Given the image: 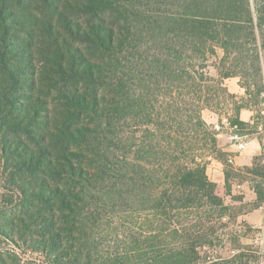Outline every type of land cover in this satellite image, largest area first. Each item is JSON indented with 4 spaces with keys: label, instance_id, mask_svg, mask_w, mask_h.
<instances>
[{
    "label": "trees",
    "instance_id": "1",
    "mask_svg": "<svg viewBox=\"0 0 264 264\" xmlns=\"http://www.w3.org/2000/svg\"><path fill=\"white\" fill-rule=\"evenodd\" d=\"M229 79L242 131L264 90V0H0V247L41 264H247L240 249L211 260L222 190L244 173L264 201L260 163L223 161L224 187L207 175L224 154L201 114L234 98ZM174 93L182 111L155 115Z\"/></svg>",
    "mask_w": 264,
    "mask_h": 264
},
{
    "label": "rangeland",
    "instance_id": "2",
    "mask_svg": "<svg viewBox=\"0 0 264 264\" xmlns=\"http://www.w3.org/2000/svg\"><path fill=\"white\" fill-rule=\"evenodd\" d=\"M235 81H225L224 82V87L226 88V91L228 94L234 96L233 99H229L227 97H221L220 99L213 105V107L208 111L204 110L202 111V119L206 122L207 125H212L222 118H231L234 116V111L236 105L239 104L241 101V96L240 94L235 93L234 91L236 90L235 86ZM238 90V89H237ZM206 98V94L203 96ZM181 100H184V98H181L180 95L177 96V94H173L171 97H167L164 99V97L160 98L159 101L157 102L155 106V115L160 114V117L168 120L169 119V112L170 111H176V112H181L182 107H183V102ZM260 110L261 107L255 106L252 107V116L250 118V121L245 122L248 124V127L242 131H239V135H247V140L248 144L249 141L252 139H256L260 141V137L257 136L253 130V125H251L252 121H256L257 119L260 118ZM257 122V121H256ZM167 128L170 126V124L166 125ZM177 126V125H176ZM224 133L222 134V137L217 139V146L218 149L224 154V157H220L217 154H214L212 160L209 161L208 167L213 168L214 170L216 169L217 172L210 171L208 172V177L211 181L218 183L224 187V165H222L223 161L225 165H230L227 162V158L229 156L236 157L240 154H235L233 152L230 153H225L222 151L224 148L227 147H234L236 141L231 140V133L228 131L224 130ZM172 140L170 138H167L166 141ZM173 149V146H170L168 143H165L163 146V152H169L167 155L164 156L165 161H167L164 165V170H166L169 165L171 164L170 156H172V153L170 151ZM203 149L197 150V154L199 156H203L204 153L201 154ZM201 151V152H200ZM205 155V154H204ZM214 160V161H213ZM213 163V164H212ZM254 163H257L261 166L263 164L261 163L258 155L252 156V161L251 165L247 167H251ZM212 165V166H211ZM236 169H243V167H236L235 165H230ZM264 167V166H263ZM245 180V182L243 181ZM164 182V181H163ZM161 185V184H160ZM231 195L230 196H224L225 195V189L222 190V195L225 197V203L230 207V212H229V217L227 219L228 222V232L229 235L225 236L222 238L223 240V245L221 247H218L217 249L213 250L211 253V260L215 261L216 256H221L225 260H230L233 258L235 254H237L239 249L244 250L245 254H248L250 256L249 261L247 264L252 263V264H258V262H263L264 264V245L259 246L254 243V232L251 227L250 221H247L246 217L251 214L260 212L261 207L264 208V201L261 203L257 204L256 203V198L255 194L253 192V188L255 186L254 182H251L249 179V176L240 173L239 177L234 178L231 180ZM5 186V178L4 175L2 174V171L0 169V196L4 197L5 190H3V187ZM163 186V185H161ZM240 186V187H238ZM242 197V200L240 202H234V198ZM3 200V198H1ZM0 199V209H3L4 207L2 206L3 201ZM257 205L256 209H253ZM259 205V206H258ZM121 247L119 243H114L110 242L109 244V249H118ZM104 248H102L103 250ZM234 250V251H232ZM17 252L19 257L22 260H27V261H32L35 264H41V261H43L40 257V254L34 253L32 251L26 250L23 247V244L18 241L16 244L13 242H8L4 243L2 247H0V255L2 256L1 258L3 259V263L0 262V264H17L16 257L12 253ZM34 259V260H32ZM224 264H232V263H224ZM235 264V263H233Z\"/></svg>",
    "mask_w": 264,
    "mask_h": 264
},
{
    "label": "built area",
    "instance_id": "3",
    "mask_svg": "<svg viewBox=\"0 0 264 264\" xmlns=\"http://www.w3.org/2000/svg\"><path fill=\"white\" fill-rule=\"evenodd\" d=\"M261 102H260V118L257 119L256 121H252L251 125H253V130L257 136L260 137L259 145H260V153L259 156L261 158V163L264 166V90L261 93L260 96ZM213 130L217 133L216 138L221 137L222 134L224 133L223 131L226 130L229 133L233 134L231 135V140L236 141L235 143V154H241L244 151H246L248 147V140H247V135H239L238 132L240 129L238 128L237 125H234L231 123L230 118H222L218 122L212 124ZM234 157L229 156L227 158V162L230 165H234ZM208 160H212L211 157L208 158ZM253 232H254V243L256 245L262 246L264 245V224L261 226H254L252 227ZM263 262H258V264H262ZM252 264V263H249Z\"/></svg>",
    "mask_w": 264,
    "mask_h": 264
},
{
    "label": "crops",
    "instance_id": "4",
    "mask_svg": "<svg viewBox=\"0 0 264 264\" xmlns=\"http://www.w3.org/2000/svg\"><path fill=\"white\" fill-rule=\"evenodd\" d=\"M227 81H235L234 83L236 86V90L234 92L242 95L243 90L239 88L237 79H229ZM251 116H252V111L243 110L239 113V120L242 122H248V121H250ZM219 138L220 137H218L217 139H219ZM222 151H224L225 153L235 152V148L234 147H227V148H224ZM259 153H260L259 141L256 139H252L251 141H249V144H248L246 151H244L243 153H241L240 155H238L234 158V165L236 167H243V166L247 167V166L251 165L252 156H254V155L257 156V155H259ZM213 170H214L213 168L207 167V175H208V172L213 171ZM214 171L217 172L216 169ZM238 187H240V186H238ZM260 210H262V211L251 214L250 216L248 215L246 217V219H248L247 221H250L251 227H254V226L258 227V226H261L262 224H264V208L261 207Z\"/></svg>",
    "mask_w": 264,
    "mask_h": 264
}]
</instances>
